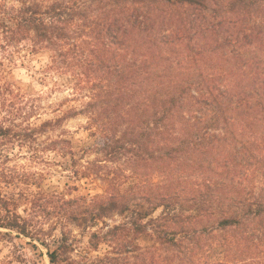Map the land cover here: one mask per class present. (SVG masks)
Segmentation results:
<instances>
[{"label": "clouds", "instance_id": "obj_1", "mask_svg": "<svg viewBox=\"0 0 264 264\" xmlns=\"http://www.w3.org/2000/svg\"><path fill=\"white\" fill-rule=\"evenodd\" d=\"M0 264H264V0H0Z\"/></svg>", "mask_w": 264, "mask_h": 264}]
</instances>
